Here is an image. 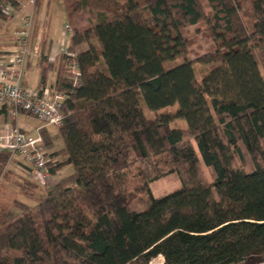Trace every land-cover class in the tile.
Masks as SVG:
<instances>
[{
	"label": "trees",
	"instance_id": "1",
	"mask_svg": "<svg viewBox=\"0 0 264 264\" xmlns=\"http://www.w3.org/2000/svg\"><path fill=\"white\" fill-rule=\"evenodd\" d=\"M64 1L68 22L83 13L86 23L68 24L59 55L63 147L48 168L73 172L16 202L20 214L0 225V264L264 257V0ZM22 3L0 0V27L4 6ZM199 32L208 44L191 58ZM170 174L179 185L154 196L150 183Z\"/></svg>",
	"mask_w": 264,
	"mask_h": 264
},
{
	"label": "rangeland",
	"instance_id": "2",
	"mask_svg": "<svg viewBox=\"0 0 264 264\" xmlns=\"http://www.w3.org/2000/svg\"><path fill=\"white\" fill-rule=\"evenodd\" d=\"M64 2V0H35L34 3L28 4L23 1L20 9H15L9 6V11L11 10L10 12L17 16L15 19V22L17 23L16 25L19 24V28L15 30L17 40V32L23 30V28H21L22 19L26 14H30V33L27 36V39L29 40L28 44L35 42L39 50L43 47V51H47L49 53L50 51L47 49L49 45L47 38L49 37H51L54 42L58 43L57 50H60L62 46L67 45L69 43L70 35L67 33L65 25L70 24L72 28L74 26H81L86 23V16L83 13H80L77 15V17L68 22V14ZM194 38L195 43L192 45L193 50L190 54L191 58H195V54L203 53L204 48L208 44L202 32H199L198 36ZM198 45H200V47H198ZM86 48L87 44L82 43L76 47V51H83ZM257 54L260 57L259 53ZM32 55L37 56L38 58L41 56L40 53L33 52ZM177 62H179V60H177ZM47 64L48 62L44 61L43 66ZM43 66L37 64L30 66L28 72H26V74L29 76L28 82L31 81L33 85H35L36 82L41 83L39 79ZM65 67H69V71L71 72L70 64ZM201 69V66L197 64L196 71L198 76H200L202 73ZM45 75V78L47 79V81L45 80L47 83L46 87L48 88L49 82L55 81V72L50 69H46ZM32 87L36 89L38 86ZM20 113L16 115V119H20V125L30 129L33 135L41 136L42 140H44V144L42 143L44 150H46L48 153H51L63 147V141L58 132V126L49 122L39 121L35 117L26 113ZM146 113L148 116L154 115V113L151 111H146ZM184 124L185 122L183 120H177L171 123L173 126H182ZM3 152L0 153L4 154ZM18 156L19 155L9 154L6 163L0 165V225H2V222L10 220L11 218L20 214L21 210L16 205L17 201L29 204L33 203V195H36L43 190V187L40 186L41 184L31 177L24 163L18 159ZM61 159H63V157L59 156V160ZM72 172V165H64L54 174V181ZM204 172L209 179L210 175L208 169L204 168ZM178 185L179 180L176 175L170 174L151 182L150 188L154 196H159L174 189ZM162 262L163 257L158 255L153 258L149 264H162ZM235 264H264V257L257 260V262L253 260H241Z\"/></svg>",
	"mask_w": 264,
	"mask_h": 264
},
{
	"label": "built area",
	"instance_id": "3",
	"mask_svg": "<svg viewBox=\"0 0 264 264\" xmlns=\"http://www.w3.org/2000/svg\"><path fill=\"white\" fill-rule=\"evenodd\" d=\"M23 1L28 4L34 3L35 0ZM8 7V4L4 6L6 13H9ZM30 21V14H26L22 19L21 28L23 30L17 32V48L10 55L7 67L0 68V107L3 105L8 106L10 117H15L18 113L23 112L39 121L59 126L63 119L60 109L63 92L56 91L53 97H48L41 94L40 91L24 86L21 83V76L26 67L28 56L32 52L40 53L36 44H28L27 36L30 33ZM65 27L70 35L72 28L68 24ZM60 53H68L67 46ZM55 56L56 54L53 53L50 59L53 60ZM70 68L72 73L78 74L79 71L75 64L71 65ZM3 151H9L11 155L21 156L29 168V174L35 181L41 184L54 181V175L48 168L52 158L43 149L40 135L28 133L9 121V123L4 125L3 133L0 135V152Z\"/></svg>",
	"mask_w": 264,
	"mask_h": 264
},
{
	"label": "crops",
	"instance_id": "4",
	"mask_svg": "<svg viewBox=\"0 0 264 264\" xmlns=\"http://www.w3.org/2000/svg\"><path fill=\"white\" fill-rule=\"evenodd\" d=\"M10 11H9V16H7V18L2 21L1 27H0V68L7 67L10 55L17 48V36L15 33V30L17 28H19V24L16 25L17 23L15 22V19L17 18V16L14 13H11ZM47 40H48V44H49L47 49H49L50 53L48 55V64L45 66H46V69H50L53 72H55V77H56V68L59 65L58 60H59L60 52L68 44L62 46L61 47L62 49L60 48V50H57V48H58L57 44L58 43L54 42V40L51 37L47 38ZM33 44H36V43L33 42ZM41 44H42V42H41ZM45 53H47V51H45ZM53 53H55L56 56L52 60V59H50V56ZM40 58H38L37 56H34L32 54L30 55V57L28 58V60L26 62V67L24 69V72L21 76V83L24 86L31 87L32 89H35L32 86H38L35 90L40 91L41 94L47 95L48 97H53L54 94L56 93V91H59L55 88V81L54 82L50 81L48 84V86H49L48 88L46 87L47 83L45 82V80L47 81V79L45 78L44 81H42L41 76L39 79L41 83L36 82V84L33 85V83L31 81L28 82L29 76H28V74H26V72H28V69L30 68V66H32L34 64L41 65V66L44 65V62H42ZM42 69H43V67H42ZM64 69H66V67H64ZM41 74H42V72H41ZM9 121L18 125L24 131L32 134L30 129L20 125V123H19L21 121L20 119H16V116H15V118L14 117L12 118L9 116V108H8L7 113L0 111V135L3 133L4 125L9 123ZM42 143L44 144V140H42ZM18 159L22 160V157L18 156Z\"/></svg>",
	"mask_w": 264,
	"mask_h": 264
}]
</instances>
